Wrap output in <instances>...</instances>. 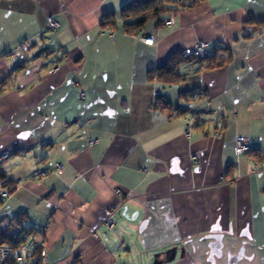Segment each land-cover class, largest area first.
I'll use <instances>...</instances> for the list:
<instances>
[{
    "label": "crops",
    "instance_id": "1",
    "mask_svg": "<svg viewBox=\"0 0 264 264\" xmlns=\"http://www.w3.org/2000/svg\"><path fill=\"white\" fill-rule=\"evenodd\" d=\"M129 1L0 0V173L14 184L0 232L48 224L49 264H153L173 246L162 264H264V168L233 146L243 136L264 157V0L170 5L140 29L151 44L100 28ZM198 41L178 82L148 78Z\"/></svg>",
    "mask_w": 264,
    "mask_h": 264
},
{
    "label": "built area",
    "instance_id": "2",
    "mask_svg": "<svg viewBox=\"0 0 264 264\" xmlns=\"http://www.w3.org/2000/svg\"><path fill=\"white\" fill-rule=\"evenodd\" d=\"M173 22L172 18H166L164 20V25L169 26ZM47 27L54 32L58 23L56 20L48 16L46 18ZM110 36H112L113 32H108ZM136 38L142 41L145 44L152 43V34L147 31L140 30L138 33L133 34ZM150 41V42H149ZM206 42L198 41L196 44L190 47L183 48L180 53L181 56L186 57H194L199 58L203 56L204 48L206 47ZM30 43L27 41L22 42L18 48H28ZM61 55V61H65L66 57L62 53L61 50L58 51ZM59 64H55L51 71H55L58 68ZM80 97H84V92L82 89L79 90ZM190 116H196L194 111H189L188 115L184 117L185 126H186V134L188 135L189 130L192 126ZM86 142L88 146H92L98 142L96 138H86ZM234 151L236 154L250 155V162L254 171H258L264 168V157L253 155V147L252 145L243 137L236 136L234 139ZM9 153L4 152L0 156V161L8 157ZM190 159L195 161L197 159V155L195 153L190 154ZM55 171L61 172V165H55ZM47 172L43 171L40 173L41 176H45ZM4 179L9 181L10 178L7 175H4ZM114 192L118 193L119 190L116 188ZM9 192L7 189H2L0 191V197L5 198L8 196ZM116 211L117 206L110 208L107 212V215L104 220V227L107 230H111L115 224L116 219ZM48 227V224H45L42 227L34 228L31 232L25 235L23 238L19 239L15 244H3L0 245V264H49L47 261V255L45 250V231ZM97 236V235H95Z\"/></svg>",
    "mask_w": 264,
    "mask_h": 264
},
{
    "label": "trees",
    "instance_id": "3",
    "mask_svg": "<svg viewBox=\"0 0 264 264\" xmlns=\"http://www.w3.org/2000/svg\"><path fill=\"white\" fill-rule=\"evenodd\" d=\"M201 0H191L186 4L180 3V0H130L124 4L121 9L116 12H108L101 17L100 28L102 30H111L115 31L118 26L121 30L127 33L139 31L148 21L157 20L159 22L160 15H163L169 10L170 5L175 6V9H180L182 7L191 8L195 6ZM168 5V6H167ZM262 23H259L261 25ZM193 59H199L202 61L201 57H182L180 51L175 53L170 57L168 63L156 71H151L148 74L150 80H156L157 82L162 83L163 85H171L180 80V73L177 71V67L186 61H193ZM219 64H214V62H209L207 64L201 63L200 68L210 69L219 66ZM157 105V102L155 103ZM190 119L194 120V116H190ZM192 123V121H191ZM253 155L258 156V154L253 149ZM0 182L4 183L2 189H7L10 193L14 188V184L11 180L6 181L4 175L0 173ZM2 189L0 191H2ZM4 198L0 197V204ZM22 220L21 214H18L10 219L8 222L9 225L16 226L20 225ZM33 229L21 228L16 235L24 234L27 235ZM22 236L21 238H23ZM19 241V238L11 236L4 232H0V245L3 244H15Z\"/></svg>",
    "mask_w": 264,
    "mask_h": 264
},
{
    "label": "water",
    "instance_id": "4",
    "mask_svg": "<svg viewBox=\"0 0 264 264\" xmlns=\"http://www.w3.org/2000/svg\"><path fill=\"white\" fill-rule=\"evenodd\" d=\"M175 251L176 246H173L163 252V258H159V254H155L153 264H162L164 262L171 261L174 258Z\"/></svg>",
    "mask_w": 264,
    "mask_h": 264
},
{
    "label": "rangeland",
    "instance_id": "5",
    "mask_svg": "<svg viewBox=\"0 0 264 264\" xmlns=\"http://www.w3.org/2000/svg\"><path fill=\"white\" fill-rule=\"evenodd\" d=\"M153 259H154V257L151 256V257H150V263H153ZM132 263H133V260H132Z\"/></svg>",
    "mask_w": 264,
    "mask_h": 264
},
{
    "label": "snow or ice",
    "instance_id": "6",
    "mask_svg": "<svg viewBox=\"0 0 264 264\" xmlns=\"http://www.w3.org/2000/svg\"><path fill=\"white\" fill-rule=\"evenodd\" d=\"M150 42V41H149Z\"/></svg>",
    "mask_w": 264,
    "mask_h": 264
}]
</instances>
